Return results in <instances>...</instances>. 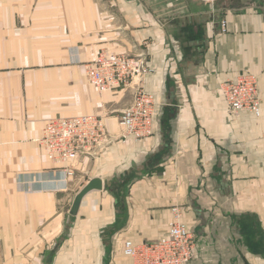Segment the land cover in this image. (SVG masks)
Wrapping results in <instances>:
<instances>
[{
    "label": "crops",
    "instance_id": "0c3cea01",
    "mask_svg": "<svg viewBox=\"0 0 264 264\" xmlns=\"http://www.w3.org/2000/svg\"><path fill=\"white\" fill-rule=\"evenodd\" d=\"M100 50L154 69L151 137L119 125L134 84L102 95L89 84ZM244 73L260 117L231 114L220 90ZM91 114L105 144L51 189L36 139L51 119ZM95 178L103 190L71 216ZM174 206L198 237L189 264H264V0H0V264H132L124 241L165 235Z\"/></svg>",
    "mask_w": 264,
    "mask_h": 264
},
{
    "label": "built area",
    "instance_id": "2783aa9c",
    "mask_svg": "<svg viewBox=\"0 0 264 264\" xmlns=\"http://www.w3.org/2000/svg\"><path fill=\"white\" fill-rule=\"evenodd\" d=\"M189 1L214 7L223 0ZM225 31L226 24L222 22V32ZM153 72L154 69L142 56L115 54L107 50L98 51L86 66L88 82L100 95L135 85L133 102L119 118V125L127 139L139 141L154 134L158 105L155 96L144 86L145 79ZM220 90L231 114L250 113L255 117L261 116L262 100L255 75L241 74L234 80L222 83ZM107 138L104 120L98 115H77L49 120L36 142L52 164L51 189H66L69 180L76 177L81 160L94 156ZM27 186L23 185L24 192L34 191ZM39 191L41 189L37 190ZM172 213L167 233L160 238L139 243L124 241L123 255L132 264L191 262L198 237L184 221V208L174 206Z\"/></svg>",
    "mask_w": 264,
    "mask_h": 264
},
{
    "label": "water",
    "instance_id": "95a60500",
    "mask_svg": "<svg viewBox=\"0 0 264 264\" xmlns=\"http://www.w3.org/2000/svg\"><path fill=\"white\" fill-rule=\"evenodd\" d=\"M103 190V181L99 178L90 180L89 183L77 194L70 215L76 216L84 197L92 191Z\"/></svg>",
    "mask_w": 264,
    "mask_h": 264
},
{
    "label": "rangeland",
    "instance_id": "374dc122",
    "mask_svg": "<svg viewBox=\"0 0 264 264\" xmlns=\"http://www.w3.org/2000/svg\"><path fill=\"white\" fill-rule=\"evenodd\" d=\"M67 218H69V216H67L66 219H67ZM249 224H250V226H251V224H253V223H252V220H250V223H249ZM119 251H120V250H118V249H109V254H112V253H113L114 255L117 254V256H118V255H119ZM113 254H112V255H113Z\"/></svg>",
    "mask_w": 264,
    "mask_h": 264
}]
</instances>
